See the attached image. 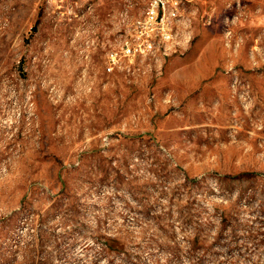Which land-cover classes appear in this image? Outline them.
Here are the masks:
<instances>
[{
    "label": "rangeland",
    "instance_id": "1",
    "mask_svg": "<svg viewBox=\"0 0 264 264\" xmlns=\"http://www.w3.org/2000/svg\"><path fill=\"white\" fill-rule=\"evenodd\" d=\"M148 1L0 0V264H264V0L108 73Z\"/></svg>",
    "mask_w": 264,
    "mask_h": 264
},
{
    "label": "built area",
    "instance_id": "2",
    "mask_svg": "<svg viewBox=\"0 0 264 264\" xmlns=\"http://www.w3.org/2000/svg\"><path fill=\"white\" fill-rule=\"evenodd\" d=\"M186 1L149 0L139 18H131L130 9H126L120 22V40L115 42L114 48L107 55V62H113V69L106 71L112 74L118 68H125L128 74H132V71L144 74L146 72L142 71V67H135L138 66L137 62L143 61L156 63L157 68L155 48L165 47L163 38L181 37L178 30ZM51 2L70 12L74 9L72 0H48V3ZM147 71L150 73L152 70Z\"/></svg>",
    "mask_w": 264,
    "mask_h": 264
},
{
    "label": "crops",
    "instance_id": "3",
    "mask_svg": "<svg viewBox=\"0 0 264 264\" xmlns=\"http://www.w3.org/2000/svg\"><path fill=\"white\" fill-rule=\"evenodd\" d=\"M118 29H119V27H118ZM117 40V39H116Z\"/></svg>",
    "mask_w": 264,
    "mask_h": 264
}]
</instances>
